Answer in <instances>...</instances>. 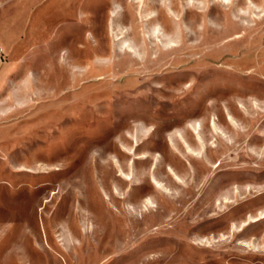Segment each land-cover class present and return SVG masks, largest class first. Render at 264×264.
Listing matches in <instances>:
<instances>
[{
	"label": "rangeland",
	"instance_id": "374dc122",
	"mask_svg": "<svg viewBox=\"0 0 264 264\" xmlns=\"http://www.w3.org/2000/svg\"><path fill=\"white\" fill-rule=\"evenodd\" d=\"M9 28L0 264H264V0H0Z\"/></svg>",
	"mask_w": 264,
	"mask_h": 264
},
{
	"label": "bare ground",
	"instance_id": "6f19581e",
	"mask_svg": "<svg viewBox=\"0 0 264 264\" xmlns=\"http://www.w3.org/2000/svg\"><path fill=\"white\" fill-rule=\"evenodd\" d=\"M192 7H194V6H192ZM191 7V8H192ZM189 9H190V7H189ZM169 13L172 15V16H174V18H175V20L176 21H178V26H179V33H172L170 36V38H168L167 39V41H169L170 40V43H173V39H177V40H179V43H180V47L179 48H182V45L184 44V42H183V38H182V36H183V33H184V30H183V28H185V29H188V26L186 25V26H184V27H181L180 26V22H181V20H182V18L181 17H179L178 15H176L173 11H172V9L170 8V10H169ZM157 17V15L154 17V18H156ZM175 34H177L176 35V37H174V35ZM182 34V35H181ZM185 34V33H184ZM186 35V34H185ZM236 37H238V36H236ZM128 47V49H129V54L130 55H132V54H134V53H136V51H135V49H134V47H132V46H127ZM174 49H171V51H173Z\"/></svg>",
	"mask_w": 264,
	"mask_h": 264
},
{
	"label": "crops",
	"instance_id": "0c3cea01",
	"mask_svg": "<svg viewBox=\"0 0 264 264\" xmlns=\"http://www.w3.org/2000/svg\"><path fill=\"white\" fill-rule=\"evenodd\" d=\"M7 33L5 35H1L0 34V46L2 47L3 51H4V48L6 49V41L9 40V41H14V38H15V29H12V28H9L7 29L6 31ZM4 57L6 58V55H5V52H4ZM4 58V60H5Z\"/></svg>",
	"mask_w": 264,
	"mask_h": 264
},
{
	"label": "built area",
	"instance_id": "2783aa9c",
	"mask_svg": "<svg viewBox=\"0 0 264 264\" xmlns=\"http://www.w3.org/2000/svg\"><path fill=\"white\" fill-rule=\"evenodd\" d=\"M4 51L2 49V47L0 46V62L4 60Z\"/></svg>",
	"mask_w": 264,
	"mask_h": 264
}]
</instances>
